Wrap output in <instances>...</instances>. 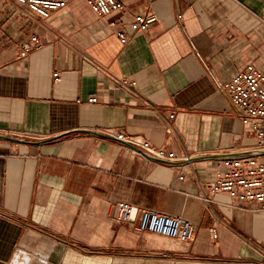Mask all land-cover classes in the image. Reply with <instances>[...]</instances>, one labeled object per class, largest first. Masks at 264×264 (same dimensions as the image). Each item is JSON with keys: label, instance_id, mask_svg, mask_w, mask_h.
Listing matches in <instances>:
<instances>
[{"label": "crops", "instance_id": "0c3cea01", "mask_svg": "<svg viewBox=\"0 0 264 264\" xmlns=\"http://www.w3.org/2000/svg\"><path fill=\"white\" fill-rule=\"evenodd\" d=\"M122 2L99 17L70 0L40 21L0 0V135L19 139L0 137V264H264V209L206 188L218 161L259 151L217 83L248 62L264 70V0ZM143 10L156 20L134 31ZM119 199L179 214L194 238L135 231Z\"/></svg>", "mask_w": 264, "mask_h": 264}, {"label": "built area", "instance_id": "2783aa9c", "mask_svg": "<svg viewBox=\"0 0 264 264\" xmlns=\"http://www.w3.org/2000/svg\"><path fill=\"white\" fill-rule=\"evenodd\" d=\"M27 9L38 20L44 21L50 15L63 7L70 0H15ZM190 1V0H187ZM94 13L103 17L113 11H123L122 0H85ZM156 20V15L148 10L133 13L129 17V25L134 31L146 30ZM121 42L128 39L123 31H117ZM38 42L36 34L22 42L19 55L25 57ZM59 79V72H54V80ZM122 85H134L135 81L122 79ZM219 89L226 95L232 110L242 120L249 124L248 132L256 137L255 148L264 150V70L252 62L246 63L229 79L217 83ZM88 101H96L95 96H90ZM158 113L166 111L161 105H152ZM167 118L172 119L174 109L167 111ZM108 135L117 138L123 143L140 148L149 155L161 159L175 160L180 158L174 151L163 147H156L146 140L138 141L123 131L107 132ZM214 178L206 183V188L211 192L225 191L237 200H253L264 209V155L227 156L216 163ZM183 178V175H179ZM206 202L207 196H202ZM116 211V219L126 223L139 233L149 232L171 237L180 241H190L194 238L196 224L176 213H167L151 207H136L133 220H130L132 202L119 199L113 202ZM213 233L215 234L214 229Z\"/></svg>", "mask_w": 264, "mask_h": 264}, {"label": "water", "instance_id": "95a60500", "mask_svg": "<svg viewBox=\"0 0 264 264\" xmlns=\"http://www.w3.org/2000/svg\"><path fill=\"white\" fill-rule=\"evenodd\" d=\"M0 137H3V138H9V139H12V140H19L18 138L16 137H9V136H5V135H0ZM256 154H264V150H259L256 152ZM135 212H136V207H134L132 209V212H131V216H130V220H133L134 219V216H135Z\"/></svg>", "mask_w": 264, "mask_h": 264}]
</instances>
